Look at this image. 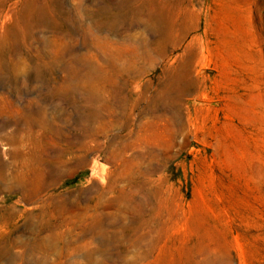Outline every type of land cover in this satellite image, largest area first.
Returning <instances> with one entry per match:
<instances>
[{
	"label": "rangeland",
	"instance_id": "obj_1",
	"mask_svg": "<svg viewBox=\"0 0 264 264\" xmlns=\"http://www.w3.org/2000/svg\"><path fill=\"white\" fill-rule=\"evenodd\" d=\"M0 264H264V0H0Z\"/></svg>",
	"mask_w": 264,
	"mask_h": 264
},
{
	"label": "bare ground",
	"instance_id": "obj_2",
	"mask_svg": "<svg viewBox=\"0 0 264 264\" xmlns=\"http://www.w3.org/2000/svg\"><path fill=\"white\" fill-rule=\"evenodd\" d=\"M6 16V15H5Z\"/></svg>",
	"mask_w": 264,
	"mask_h": 264
}]
</instances>
